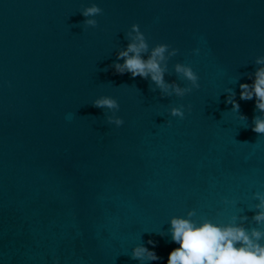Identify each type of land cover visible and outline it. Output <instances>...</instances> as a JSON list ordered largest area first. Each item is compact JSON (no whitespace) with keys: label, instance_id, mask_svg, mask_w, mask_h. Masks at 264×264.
I'll return each instance as SVG.
<instances>
[{"label":"water","instance_id":"water-1","mask_svg":"<svg viewBox=\"0 0 264 264\" xmlns=\"http://www.w3.org/2000/svg\"><path fill=\"white\" fill-rule=\"evenodd\" d=\"M0 264H264V0H0Z\"/></svg>","mask_w":264,"mask_h":264}]
</instances>
